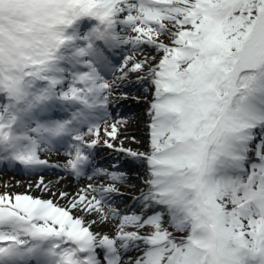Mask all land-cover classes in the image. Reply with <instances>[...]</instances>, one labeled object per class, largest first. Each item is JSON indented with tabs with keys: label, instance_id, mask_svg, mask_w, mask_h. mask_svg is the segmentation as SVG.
<instances>
[{
	"label": "snow or ice",
	"instance_id": "snow-or-ice-1",
	"mask_svg": "<svg viewBox=\"0 0 264 264\" xmlns=\"http://www.w3.org/2000/svg\"><path fill=\"white\" fill-rule=\"evenodd\" d=\"M34 2L47 8L7 17L0 11V94L8 100L0 105V154L13 153L0 164L30 165L29 174L52 167L15 155L14 138L4 139L5 113L10 127L35 131L28 101L17 98L38 81L44 87L30 94L33 103L60 88L54 99L78 101L89 113L82 122L90 140L53 122L49 139L68 135L71 155L55 167L113 183L86 185L66 207L0 195V264H264V0ZM84 19L97 23L81 37L76 26ZM81 39L86 47L76 44ZM148 49L157 56H144ZM132 74L153 89L142 153L116 147L122 119L99 127L111 115L110 97ZM100 145L144 161L145 188L133 198L139 212L112 207L123 195L115 183L128 177L119 164L95 162ZM37 187L47 190L42 179ZM74 210L105 222L111 215L117 230L93 232L96 221Z\"/></svg>",
	"mask_w": 264,
	"mask_h": 264
},
{
	"label": "rangeland",
	"instance_id": "rangeland-1",
	"mask_svg": "<svg viewBox=\"0 0 264 264\" xmlns=\"http://www.w3.org/2000/svg\"><path fill=\"white\" fill-rule=\"evenodd\" d=\"M46 8H47L46 5L37 4V3L34 2V0H0V11H2L6 17L7 16H17L21 11L35 14L37 11L43 12L44 9H46ZM82 21H80L78 23V25L76 26V28L78 30H80V29L83 30V32L79 33L81 37L87 35L88 32L90 31V29L97 23L94 20V21H91V22H85V23H88V24L85 25V26H83L84 22H82ZM75 30L76 29H73V28L64 29V31H67L69 34H71V32L72 31H75ZM164 42L165 43L168 42V39L166 37L164 38ZM76 44L79 45V46L86 47V41L83 40V39L76 41ZM144 56H157V53H156L155 50L148 49V50H146L144 52ZM138 58H143V57H138ZM81 71H83V69H81ZM130 77L131 78L129 79V82L128 83H130L131 85H133V82H134L133 80L134 79L137 80V75L136 74H132V75H130ZM109 82H116V81H112L111 80ZM137 83H138L137 85H139V87L142 88V91H141V89H136V88H134V89H131V88H128V87L126 88V84L123 82L122 84H120V87L114 92L115 94L113 93V95H115V98L114 99H116L118 101L119 107H121L120 109H122L123 117L120 116V119H124V117H125V120H123L124 123H122L120 125V127H121V129H123L122 130L123 132H121L122 133V138L123 139H126V141H127L128 144H129L130 137H131V139L138 137V135H139L138 133H140V132H137L136 130L139 131V129H136V128L139 127V126H141L143 128H146L145 129V132H144V135L148 137V142H149V135H148V133H149V131H148V124L150 123V121H149L150 120V117H149V114H148L149 111L147 113L148 116L146 118L145 124L141 125V123H137V121H140L143 118V113L142 112L144 111V108H145V104H144L143 100H145V102H147L148 107L150 106V102L153 99V89L146 82L145 83H139V82H137ZM41 87H44V86L40 82L35 81V82H33L32 86L30 88L22 89V91H23L24 94L23 95H20L17 98L18 104H23L26 100L28 102L31 101L29 99L30 94L33 91H36V90L40 89ZM133 87H134V85H133ZM123 88L126 89V90H123ZM48 90H49V88H47L46 91H45V94L46 95L48 94L47 93ZM63 90H65V91L68 90V83L67 82H65V84L63 85ZM120 92H122V98H119ZM0 96H1L0 97V105L7 104L8 100H7L6 96H4L3 94L0 95ZM132 101L133 102H137V103H141V105H139V107H138V112H135V113L134 112H130L127 109L130 106L129 104ZM126 106H128V107L126 108ZM5 115H6V113H5ZM33 119H38V115H37V117H33ZM117 119H119V118H117ZM131 121H135L136 124L134 122H131ZM115 122H117V120H115V118L108 119L107 121H105V123H104L103 128L101 129V131H103L104 129H109L110 126L112 125V123H115ZM146 123H148V124H146ZM6 127L3 130L4 132H6L8 130V129H6ZM26 134H28L27 131H26L25 135ZM39 139H40V137H36V138L33 139V141H31V140H27V141L20 140V141H22V143L23 142L24 143H27L26 144V148H24V149H26L27 152H30V151L31 152H34V153L37 152V153H41L43 156H46L45 154L52 155L51 153H49L47 151L44 152L43 151L44 149H43L42 146H41V149L42 150H39V151L35 150V149H38L39 146L36 147V145H35L36 143H34V142H39ZM132 140L134 141V139H132ZM17 141H19V139ZM17 141L15 142L16 143L15 145L18 144ZM29 142H32V143H29ZM134 142H136V141H134ZM130 143H131V141H130ZM42 144H45V145L49 146V144H51V143L50 142H47V141L46 142L42 141V142H40V145H42ZM49 147L50 148H53L52 146H49ZM104 148L105 149H104L103 154L106 157H109V158H111L113 160V161H111V163H113V164H122V163H125L127 161L128 158H126V156L123 155V154H122V157L119 156V152L118 151H113L112 149H108L106 147H104ZM23 150H20V151H23ZM145 150L148 151V145H146V149ZM53 158H55V157H53ZM47 159L51 160L52 163L54 164V166L57 165L56 164V161H54V159H52V158H47ZM67 159L69 160V157H67ZM121 159H122V161H121ZM59 165L63 166L64 164L59 163ZM142 167L143 168H146L145 163H140V162L135 163L134 162L133 165L130 166V168L123 169V172L125 174V173H128V170H129V172H131V173L138 174V170H140V168H142ZM20 176H23L25 178H28L29 181H33V182H35V181L40 182L41 179H42L45 185H47V181H48V180H46L47 178H52V179H54L56 181H61V179H63V177L73 178V175L68 174L66 172H63V171H60V170H57V171H55L53 173H48V174H38V175H34L33 174V175H26V176H24V175H18V176H16L15 174L10 173V171H8L6 169H0V195L10 194V195H12L14 197L16 194H28V195H31L33 197H38V198H42V199H46V200L50 198V197H47L46 196V193L48 191H50L48 189L49 186H47V190H45V188H42L41 187V188L35 189L33 192H30V193L29 192H12L9 189H5L6 187L3 186V184H4L3 182L13 181V180L19 179V178H21ZM86 180L87 179H83V181H79V182L76 181V182H78L79 184H82ZM126 181H128V179ZM143 185H144V183H143ZM59 189L60 188H58V189L56 188L55 190L58 192ZM142 190L138 188V189H136L135 192H137V193L140 194ZM56 191H54V192H56ZM71 196L72 195L70 194L69 195V198H67V201H69V199H71L70 198ZM127 198H129V200L130 199L132 200L131 197H126L125 199H127ZM133 202H134V200H133ZM133 202L132 201H128V203H126V207H127L126 209L127 210H131L132 209L130 207V205ZM138 206H139V204L138 205H135V207H138ZM135 207H133V208H135ZM137 209L138 208L133 209V210L139 212L140 210H137ZM117 223L115 224V222H114V225H113V227H111V229L110 228L107 229V227H105L106 229L102 233L109 234V235L115 233L116 230H117V227H116L117 226ZM101 225H104V224H101ZM177 235H179V234L177 233ZM131 252L132 251H129L127 253V255L128 254H131ZM126 256H125V259H128V258H126ZM133 256H135V255H133Z\"/></svg>",
	"mask_w": 264,
	"mask_h": 264
},
{
	"label": "bare ground",
	"instance_id": "bare-ground-1",
	"mask_svg": "<svg viewBox=\"0 0 264 264\" xmlns=\"http://www.w3.org/2000/svg\"><path fill=\"white\" fill-rule=\"evenodd\" d=\"M131 77L129 76L127 81H125V84H126V87L128 88H131V89H141L142 91V88L139 87V85H137L135 82L133 83V85H131L130 83H128V80L130 79ZM149 88V87H148ZM115 94V93H114ZM1 95V94H0ZM130 97V96H129ZM119 98H122V92H120V96ZM141 102V101H140ZM144 104H145V108H144V111L142 112L143 113V118L142 120L140 121H137V123H141V125L145 124L146 122V118L148 116V111H149V107H148V104L147 102H145V100H143ZM130 106L127 108L130 112H138V107L139 105H141V103H137V102H131L129 104ZM7 116L8 114L6 113L5 115V127L6 129L9 128V121L7 119ZM140 116V115H139ZM142 116V115H141ZM150 121V120H149ZM148 121V122H149ZM131 122H134L136 124L135 121H131ZM148 124V123H146ZM136 129H139L136 130L137 132H140L138 133V137L137 138H132L134 139V142L131 137L129 139V144L127 143L126 139H123L122 138V135L119 136V140L116 142V147L119 148V147H124L125 149H131L133 151H136V152H145L146 150V145H148V137L144 135V132H145V129L146 128H143L141 126L137 127ZM123 129H121L120 127V132H123L122 131ZM149 131V129H148ZM147 131V132H148ZM4 139L6 141H13L11 138L8 139L7 137H4ZM126 141V142H125ZM131 141V143H130ZM15 142V141H14ZM135 143V144H134ZM8 147V144L6 143L5 144V148ZM100 148V150H104V146L103 145H100L98 146ZM5 154V153H3ZM122 154L126 156L127 161L125 162V165H128V166H132L133 163H137V162H140V163H144V161L142 160H136L124 153H119V156L122 157ZM48 157H54L50 154H46ZM125 158V159H126ZM137 162H136V161ZM54 161H56V164H65L68 159L66 157L65 154H60V158H56L54 159ZM122 161V159H121ZM111 162V161H109ZM106 166H108V168L111 167V163H107ZM125 168H128L126 166H124ZM123 169V168H121ZM42 174H47V173H42ZM18 176V175H16ZM21 178L19 179H16V180H13V181H7V182H3V186L6 187L5 189H9L10 191L12 192H33L35 189H37V184L39 182L35 181H29L28 178H25L23 176H20ZM127 177H128V181H123V182H118V183H115V187L119 190L120 193H122L123 195H120V196H115L114 197V202L112 204V207H115L121 211H124L127 207H126V203H128V201H132L133 202V198L134 197H137V195L139 193L135 192L136 189H144L145 188V185H143L144 183V180L147 179V176H146V168H140V170H138V174H135V173H127ZM46 180L47 181V186H49V190L47 193H46V196L47 197H50L49 199H52L55 203H57L58 205L60 206H64L66 207L69 203V201H67V198L66 199H61L59 197V193L60 192H67L71 195H74L78 190H80L81 188L85 187L86 185L88 184H104V185H108V184H111L113 183L112 181L104 178V177H97L96 179H87L84 183L82 184H79L78 182L79 181H83L81 179L79 180H76V179H73V178H67V177H63V179H61V181H56L52 178H47ZM78 181V182H76ZM59 189V191L57 192L55 189ZM61 190V191H60ZM56 191V192H54ZM126 197H131L132 200L129 198L125 199ZM71 198V197H70ZM67 201V202H66ZM135 205H138V202H136ZM134 205V207H135ZM138 208L137 210H140V207H135L133 209H136ZM131 209V210H133ZM105 210H107V205H105ZM137 212V211H136ZM73 215L75 216H82L86 222H91V221H96L95 224L92 225V228L91 230L93 232H97V233H102L104 232V230L106 229L105 227H107V229H111V227H113L114 225V222L115 224L118 222L117 218L115 217H112L111 215H109V218H108V221L105 222V221H102L101 220V217L98 215V214H87V213H83L81 211H78V210H74L73 211ZM101 224H104V225H101ZM133 255H136V252L135 250H132L131 254H128L126 256V258L130 257V256H133Z\"/></svg>",
	"mask_w": 264,
	"mask_h": 264
}]
</instances>
